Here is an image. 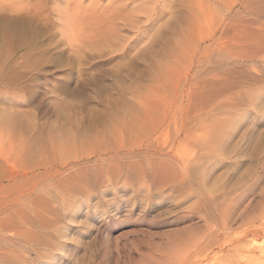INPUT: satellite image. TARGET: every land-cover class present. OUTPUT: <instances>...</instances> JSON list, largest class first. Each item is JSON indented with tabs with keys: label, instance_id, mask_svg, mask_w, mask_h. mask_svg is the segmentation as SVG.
I'll use <instances>...</instances> for the list:
<instances>
[{
	"label": "rangeland",
	"instance_id": "374dc122",
	"mask_svg": "<svg viewBox=\"0 0 264 264\" xmlns=\"http://www.w3.org/2000/svg\"><path fill=\"white\" fill-rule=\"evenodd\" d=\"M22 1H0V264H237L263 244L264 0H136L135 26L119 30L102 8L116 0ZM146 100L165 114L160 132L133 136L150 151L136 159L143 183L114 174L102 195L108 177L85 181L81 204L75 189L71 201L36 191L52 170L17 158L16 143L65 124L56 106L85 124ZM245 254L264 264L260 250Z\"/></svg>",
	"mask_w": 264,
	"mask_h": 264
},
{
	"label": "bare ground",
	"instance_id": "6f19581e",
	"mask_svg": "<svg viewBox=\"0 0 264 264\" xmlns=\"http://www.w3.org/2000/svg\"><path fill=\"white\" fill-rule=\"evenodd\" d=\"M135 2H136V0H116V1L111 2V4H108L107 6L102 7L106 11V13H103V14H105V15L109 14L110 20H113L107 26H110V28H112L113 30H119L120 28L125 27L128 23H130L131 21L136 19V18L133 19L132 17L130 18V16H132V15L130 13H128L130 15H128L126 13L128 10H130L129 7L131 5L133 6L134 4H137ZM14 3H18L21 5V4H24V1L15 0V2H13V4ZM21 7H22V5H21ZM5 8H7V7H5ZM16 8L19 11V7H16ZM133 8H135V7H133ZM13 10H16V9L13 8ZM0 11H2L1 8H0ZM132 11H134V9L131 10V13H132ZM110 13H111V15H110ZM125 13L128 15V17L130 19L127 18V15ZM20 14H21V12H20ZM21 15H23V14H21ZM17 16H19V15H17ZM103 21H104V19H103ZM117 21H120L123 24H121L120 22L116 23ZM137 21L138 20H136V22ZM136 22H133V23H136ZM130 24H131L130 25L131 27L135 26V25H132V23H130ZM187 26H188V24H187ZM262 28H264V26ZM8 31H9V29H8ZM105 39H106V37H105ZM113 41H114V39H113ZM169 45L172 46L171 43ZM141 93H143V92H141ZM143 94L148 95V93H146V92ZM138 95L139 94H137V96ZM142 96H144V95H142ZM148 96H150V95H148ZM152 99H153V97H152ZM148 100H146V103L144 102L145 100L143 102L132 101L130 103L128 101L127 102L125 101L119 105H116V106H113L110 108L105 107V109L104 110L102 109L103 111L100 112L102 116L97 114L100 117L98 116L97 118H92L90 121H88V123H85V124H83V122H81V120L74 118L73 115L75 113H73V111H74L73 108L66 107V106H56L55 107L56 115H57L58 119H60L61 117H62V119L65 118V121H66L65 124L54 123V122H52L53 121L52 120L51 121L52 123L49 124L47 127H43L41 129L37 130L36 137H34V139L32 141L31 140L30 141L25 140L26 137L23 139L20 138L21 140L19 139L21 141V143H19V145H18V143H16V141H14V143H16V145L18 147V148L14 147L15 150L18 149V151L15 152V156L17 158H20L22 156L24 157L26 154H32L37 159V163L35 164V166L33 168L39 169V170H42V169L50 170V171L52 170V172L49 173L50 175L49 176L47 175L44 178L45 180H43V181H45L44 183H46V184L44 185V183L42 182L41 183L42 185H40V187H38L39 189H36L37 187L35 188L36 191L43 193V191H45V190L48 191L50 189L55 188L54 192L56 189H58L59 193H61L62 195H65L66 194L65 192L76 193L74 191H77V193L73 194V196H72V198L74 197V202H75V200H77L76 204L79 202V199L77 197H79V196L81 197L84 195V192H83L84 188H82V184H84L85 181L88 182V180H90V181L94 182V180L96 179L95 182L98 181L100 183V180L108 177L106 182L103 183L104 186H105V183L107 186H105V189L103 188V190H105V191L102 193V195L104 193H106L109 190V188L114 187L113 182H112V178H111V176H113L114 174H116L113 177V178H115L116 182H117V180H123V179L128 180L127 176H125V173H127V172L130 173V176H132V177H134V176L138 177L139 176V178H141V180H139V181L142 182V181L146 180L147 176L150 174L147 173L148 174L147 175L144 171H142V169L140 168V165H141L140 161L136 160V159L137 158L139 159L140 157H142V156H140L141 154H143L144 156L148 155L150 153V151L147 148L146 152L144 151V153L137 152V150H135V148L133 147V146H135L133 141H136L135 140L136 138L134 139L133 136L141 134L144 131L146 132V130H145L146 127H150L151 132L152 131L157 132V133L160 132L161 128L159 127V125L161 126V122H159L158 119L162 115L159 117L157 115L161 114L160 111H162V114H165L164 109H163L164 111L160 110L161 106H160V108H159V106L157 107V104L154 106L155 102H154L153 106L148 105ZM150 102L153 103V101H150ZM162 108H164V107L162 106ZM92 116H94V115H92ZM161 119H163V116ZM8 120H9L10 124L12 126H14L15 128L24 129L23 128L24 124H22V121L19 118L18 119L17 118H10ZM62 122H64V120ZM27 131H28V129L26 130L25 133H27ZM160 145H159V147H160ZM14 146H15V144H14ZM152 148H154V146ZM155 155L159 156V158H158L159 162H162V160L164 158L169 157L165 152H162V151L155 153L153 156H155ZM1 156H0V158H1ZM3 156L5 157V159H7L6 161L9 162L10 158L6 157L8 155H3ZM3 156H2V158L4 159ZM90 158L91 159L93 158L94 161L93 160L89 161ZM3 161H5V160H3ZM32 161H33V158H32ZM26 171H25V169L22 171V172H25L24 176H27L29 178H31V177L33 178V176H31V177L28 176V172H26ZM155 175H152V176H155ZM18 179H20L21 182L20 181L19 182L21 184L23 180H21V178H18ZM33 179L31 181H33ZM37 179H39V177ZM27 180H26V182H28V181L30 182V179L28 181ZM90 181H89V183H90ZM113 181H114V179H113ZM23 182H25V181H23ZM26 182H25V184H23L24 188L28 187V186H26L27 185ZM31 183H29V184L31 185ZM34 185L35 184L33 183V186ZM76 187L77 188L79 187V188L77 189ZM31 188H33V187H31ZM46 188L47 189L50 188V189L47 190ZM26 190H23V191L25 192ZM33 193H32V195H33ZM18 194H21V193L19 192ZM25 194H27V193L25 192ZM22 195H24V194H22ZM57 195H58V193H57ZM74 195H76V196H74ZM65 196H68V195H65ZM28 198H30V197H28ZM69 198H70V196H68V200H69ZM26 200H27V197H26ZM20 201H22V200H20ZM69 201H71V200H69ZM63 202L65 203L64 200H63ZM18 203H19V201H18ZM18 203H16V204H18ZM65 204H67V203H65ZM70 205H73V203ZM1 232H5V231L2 230ZM240 243H242V240L239 241L238 244H240ZM240 245H242V244H240ZM239 246H237V248ZM242 247L245 248L244 245ZM242 247H239V248H242ZM255 249L260 250L261 253H263V258H264V243L258 247L252 246L251 244H249V245H247V248L244 251L239 250L237 252V254H235V257L238 260L235 261V259H236L235 258L234 261L238 262L237 264H239V263L240 264L241 263L247 264V261H246L247 258L244 260V256L246 257V254L244 255V253L245 252H247V253L252 252ZM199 256H201V255H199ZM199 256H196V257H194V255L190 256L189 258H191V259L189 261L185 262V264H198L199 263L198 260L200 259ZM197 257H199V259ZM202 257H204V256L202 255ZM194 258L195 259L197 258L198 260L195 261V260H193ZM180 261H182V260H180ZM257 261H259V260L257 259ZM177 262H178V260H177ZM253 262L254 261H252V263ZM250 263H251V261H250ZM258 264H260V263H258Z\"/></svg>",
	"mask_w": 264,
	"mask_h": 264
}]
</instances>
